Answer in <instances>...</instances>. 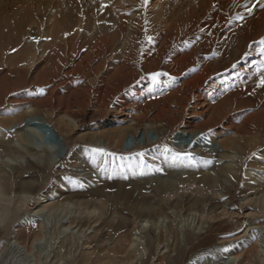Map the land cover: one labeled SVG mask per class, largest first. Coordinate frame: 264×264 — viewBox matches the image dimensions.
I'll return each instance as SVG.
<instances>
[{
	"label": "rangeland",
	"instance_id": "1",
	"mask_svg": "<svg viewBox=\"0 0 264 264\" xmlns=\"http://www.w3.org/2000/svg\"><path fill=\"white\" fill-rule=\"evenodd\" d=\"M254 4L0 0V176L10 168L15 177L0 197V220L8 200L21 206L0 222V264H264V140L259 138L264 135V86H257L264 75V45L259 43L264 8L257 5L249 14L245 8ZM80 48L116 49L137 64L149 60L151 66L139 70L146 78L141 90L150 88L153 73L162 74L159 82L143 101L137 94L131 99L145 102L150 113L155 112L150 98L179 86L172 77L179 66L167 68L172 59L186 55L190 72L205 67L209 76L199 92L202 104L221 103L229 114L227 125L241 126L250 116L242 125L243 142L255 146L249 158L245 161L240 148L222 147L233 130L220 128L221 123L206 125L203 134L192 131L211 120L192 100L177 115L176 131L186 133H173L160 143L161 124L148 123L140 111L111 108L103 118L93 116L91 107L84 113L74 107L68 118L62 108L66 98L52 101L48 90L56 78L54 95H64L59 92L67 81L60 72L69 63L68 51ZM115 130H126L114 143L121 145L120 152L92 151L107 147L106 137ZM137 145L145 151H135ZM165 146L194 159L174 164ZM137 153L143 154V164ZM135 165L139 170L133 175ZM235 168L240 178L233 187ZM203 174L220 186L206 193L195 180L184 181ZM172 184L179 186L177 192ZM180 194L186 202L177 206ZM26 198L29 205H23ZM30 210L39 211V236L33 245L20 239L24 250L5 248L10 230L2 226ZM37 228L28 224L20 230L32 240Z\"/></svg>",
	"mask_w": 264,
	"mask_h": 264
},
{
	"label": "bare ground",
	"instance_id": "2",
	"mask_svg": "<svg viewBox=\"0 0 264 264\" xmlns=\"http://www.w3.org/2000/svg\"><path fill=\"white\" fill-rule=\"evenodd\" d=\"M104 41H109V40L105 39ZM84 45H85V42H84ZM82 49L83 48H80L78 50L75 49V50H72L71 52L68 51V54L66 55L67 56L66 59L69 63H66V64H68L67 67L63 71L60 72L61 78L64 79V81L65 80L67 81L66 82L67 84L64 82L65 85L63 86V89L59 92L60 94L64 93V95L62 97L59 96V94L57 97H55V95H54L55 94L54 92L56 91V87L58 84V82H57L58 80L56 78L50 82V89L48 90V93L50 94V98L52 101L54 99H58V98H66V102L62 105V108L64 109L63 111L65 112V115L68 118L71 117V115L73 114L71 112V108H74V107L79 112H83L84 109L91 107V108H93V116H101L103 118H105L108 115V113H110L108 111V109H111V108H117V109H119L118 111H124V110H131V111H135V112L140 111L141 114L143 113L142 114L143 116H141V117L146 119L148 123L154 124V125L158 124V123L161 124V130H160L161 132L160 133L158 132L159 133V140L157 141V143H160L163 140L170 137L171 135L173 136V133H177V135L179 134L178 137H180L186 133L185 130L176 131V126L180 123V121H179L180 118H177V115L181 112V110H184L186 108V106H188L187 104L190 102V100H192L197 104L196 108L199 109L200 112H203V114L208 115L211 120L205 119L206 121L202 125L203 126L202 128H199L198 130H195V131L192 129L191 130L194 133H196V131H197L199 134H203L204 133L203 129L206 127V125L207 126L209 125V127H214L217 125V123H221L222 126H220V128H223L226 130H229V129L233 130V135L228 136L227 138H225L223 140V143H222L223 146L222 147L224 149L226 148L227 150L240 148L243 150L241 152L243 153L245 161H246V159L249 158L251 151L254 149L255 146L251 147L252 146L251 141H246V143L243 142L244 139L242 137H243V133L245 131L243 130L244 127L242 125L247 123L248 118H250V116H247L246 118L243 119L242 123L240 124L241 126H238V125L231 126V125H227V124H229V120H228L229 114L226 112V110H225L226 108L223 107L221 103H218L216 106H208L207 104H204V103L202 104V102L200 100L201 94L199 92L202 89V87L206 83H208L206 81H207L208 76H209L208 73H205L206 72L205 67L201 66L199 68V70L190 72L189 68L185 69L187 67V64H185V62H184L186 55H181V56H178V57L172 59L171 63L167 64V68L174 69V68H178V66H179V69L181 71H179V73H177V74L175 73V75L172 76L174 78H177V81H178L177 84L179 86L176 89L168 90V92L164 93L165 95L162 97L156 96V97L150 98L149 103L154 101L153 106H151V107H154L153 109L155 110V112L150 113V111H152V110L149 111V109H146L145 106H143L145 104V102L140 103V101H138L139 100L138 98L131 99L132 97H135L133 95L137 94L139 97H141V101H143L144 100L143 99L144 93H147L150 89L152 90L155 87V85H153V83H152V80L150 79L151 81L148 82L150 88H148V90H145V91L141 90L143 88L146 89L145 85H143V84H146V82H145L146 78L142 77V75L140 73L141 71H139V70L147 68L148 65L151 66L150 65L151 62L149 60H148V62H150V63L146 62V59H144L145 61L139 59L143 62H142V64H140V63L137 64V63H132L131 60H133L132 59L133 57L129 60V58L126 55H124L123 57H122V55L119 56L118 55L119 52L117 54L116 51H114L116 49H105V50H98V51H92L90 49L87 52L86 51L83 52ZM124 54H127V53L124 52ZM129 56H131V55H129ZM173 56H175V55L173 54ZM187 71H189V73L183 74L184 72H187ZM181 74H183V75H181ZM205 74H208V75L206 77H204ZM202 75L204 78H202ZM196 80L198 81L197 85L194 83V81H196ZM192 83H194L196 86L195 87L193 86L190 88ZM61 85H62V82H61ZM163 85L166 86V84H164V83H163ZM149 86L147 85V87H149ZM181 88H182V90H181ZM173 96H175V97H173ZM171 97H173V98H171ZM197 98H199V99H197ZM233 99H234V97L231 99L232 100L231 103L229 102V105L234 104L235 100H233ZM235 99H236V97H235ZM224 102H225V100H224ZM52 107L54 108V106H52ZM113 111H115V110H113ZM116 113L118 114L119 112H116ZM116 113L113 115H117ZM64 119H66V118L64 117ZM109 121H112V119ZM209 121H210V123H209ZM192 126L193 125L189 124L190 128H192ZM130 127H131V125H130ZM128 129H130V128L128 127ZM247 133H249V132H247ZM108 134L109 135L106 137V139H108V141L110 143L107 147L104 146L102 149L105 152H110V153L120 152L121 151V145L120 144L118 145V143L117 144H114V143L116 142V139L122 140L125 137L126 130H119V131L115 130V131H112ZM259 138H260V140H264V135L260 136ZM21 139L23 140L22 136H21ZM257 141H258V139H257ZM256 143H258V142H256ZM144 147L145 146L137 145L134 148V150L135 151H140V150L145 151V150H143ZM146 151L148 152L149 150H146ZM147 152L145 155H148ZM138 170H139V166H137V165L132 166L133 175H136ZM147 170H148V172L151 171L150 169H146V171ZM232 170H234V172H231L230 176L234 180L233 185H232L234 187L235 185L238 184V181L240 178V172L237 168L232 169ZM12 172H14V169L12 171H10V168H9L5 171V173H3V175L0 176V197L2 196L3 193H6V191L11 188V184L14 183L13 180L15 177H14V173H12ZM24 173H25V171H19V175H22ZM191 180H192V182L195 180V185L198 184L199 186L204 187L203 191H205V192L207 191L205 189L210 190L211 188L213 189V188H217L220 186L218 181L216 179L210 177L209 175L203 174V175H201V177L198 180L191 179V178L190 179L185 178L184 181H191ZM156 186H158V185H156ZM15 187H16V185L12 186V188H15ZM178 187L179 186L172 184V187H170V188L173 191L177 192ZM229 188H231V187H229ZM197 191H198V189H197ZM205 192H204V194H205ZM180 196H181V194H180ZM181 197H182L181 199L179 198L175 201V204L177 206H182V205H184L183 203L186 202L185 201L186 197L184 198L183 195ZM29 199L30 198H26L23 202L24 203L23 205H25V203L26 204L28 203V205H29L31 202ZM8 201L11 203L8 202V205L3 208V211L1 213L2 220H0V222L1 221L3 222V220H5V219H7V220L11 219V218H9L10 215L12 213H14L15 211L19 210L21 207L17 203L12 202L11 199ZM195 201L196 200L194 199V202ZM30 212L24 213L21 217H19V219L17 221H15V220L10 221V222L8 221L9 223L7 222L6 224H4L2 226L1 229L5 230V231H6V229L10 230L9 239H7V242H6L7 246L5 248H7V247L12 248L16 252L24 250L23 248H26V247L22 246L20 244V242H21L20 239H24L23 241H27V242L31 241V245H33V241L36 239V237L39 236L40 231L42 230L41 229L42 225H41V223H39V221H41V217L36 216L39 213V211H33L32 212L30 210ZM15 213H17V212H15ZM28 224L30 225V227L33 224H36V226L38 227L37 228L38 232H37V234H34V236L32 237L33 238L32 240H29L30 235L27 231L26 232L24 231V233H23L24 235H22V232L20 230V227H23L24 225H28ZM21 229H23V228H21ZM30 230H31V228H30ZM63 250L65 251L66 248L59 250L60 255L63 254V252H62ZM68 252H70V250ZM64 255H65V253H64ZM68 255H70V254H68ZM13 262H14V260H13Z\"/></svg>",
	"mask_w": 264,
	"mask_h": 264
},
{
	"label": "snow or ice",
	"instance_id": "3",
	"mask_svg": "<svg viewBox=\"0 0 264 264\" xmlns=\"http://www.w3.org/2000/svg\"><path fill=\"white\" fill-rule=\"evenodd\" d=\"M145 4L148 3V0H144ZM259 6L261 8H264V3H261L260 0H256V4L252 5L251 7H247L245 8V10L251 14V12L253 11V9L256 7V6ZM244 17L243 16H238L237 19H243ZM150 39V38H149ZM260 44L264 45V39H261L259 41ZM262 51H264V49H262ZM162 75L161 73H153L152 76H151V79H152V83L153 85L157 84L159 81H158V77ZM258 87L260 86H264V75L261 76L260 78V82L259 84L257 85ZM41 91H43L41 89ZM93 152H100L102 153L104 150L103 149H93L92 150ZM164 153L167 155V156H170L171 158V162L176 164V163H184L185 161H188V162H191L193 161L194 157L192 156L191 153L189 152H177L175 151L174 149L172 148H169L167 146L164 147L163 149ZM138 156L141 157V164H143V154L142 153H137ZM224 251H228V249H224Z\"/></svg>",
	"mask_w": 264,
	"mask_h": 264
}]
</instances>
